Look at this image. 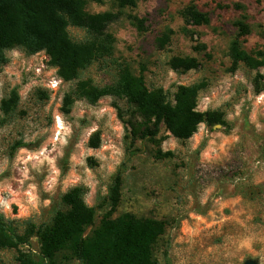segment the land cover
<instances>
[{
  "label": "rangeland",
  "instance_id": "rangeland-1",
  "mask_svg": "<svg viewBox=\"0 0 264 264\" xmlns=\"http://www.w3.org/2000/svg\"><path fill=\"white\" fill-rule=\"evenodd\" d=\"M189 4L207 12L209 22L188 26L185 33L180 11ZM85 6L88 12L118 9L117 0H86ZM121 12L108 25L115 38L111 54L93 59L79 78L103 86L126 65L168 97L178 85L200 83L197 109L221 110L227 125L200 124L184 140L161 126L155 142L136 139L129 146L114 107L126 111L124 100L74 98L65 111L63 95L76 80L60 78L44 51L8 49V61L0 64V100L15 87L19 105L10 117L0 112V212L20 230L26 222L48 225L66 208L62 194L82 185L97 225L119 169L121 197L112 216L128 212L164 222L152 248L157 264H264V79L258 76L263 69L241 63L231 72L228 56L233 40L249 53L264 50V0H136ZM129 14L144 17L146 28L136 29ZM240 20L249 26L244 37L238 35ZM167 28L174 33L158 48L155 39ZM68 32L75 40L88 37L78 27ZM196 41L206 49L194 51ZM172 56H194L200 65L173 70L167 64ZM95 133L98 146L92 147ZM18 141L25 146L14 149ZM29 247L37 256V237ZM15 256L14 249L0 250V264H16ZM67 264L80 263L69 258Z\"/></svg>",
  "mask_w": 264,
  "mask_h": 264
},
{
  "label": "trees",
  "instance_id": "trees-1",
  "mask_svg": "<svg viewBox=\"0 0 264 264\" xmlns=\"http://www.w3.org/2000/svg\"><path fill=\"white\" fill-rule=\"evenodd\" d=\"M85 5L86 0H0V64L8 61L5 53L8 49L22 48L28 54L44 51L60 78L76 80L73 89L63 95L65 111L69 110L74 98L94 103L102 96L111 95L124 100L128 106L126 111L117 104L114 107L117 117L124 123L129 146L136 139L155 142L161 126L175 138L184 140L195 133L200 124L227 125L221 110L197 109L200 83L178 85L168 97L162 87L148 88L143 74L132 73L126 65L118 68L113 83L103 86L79 78L80 72L93 59L111 54L115 38L108 31V25L121 16L122 8L135 7L136 0H117L116 11L88 12ZM180 16L185 33L188 26L209 22L208 13L193 4L185 6ZM127 17L136 29L146 28L144 17L136 14ZM236 25L239 36L249 33L245 21L240 20ZM69 26L84 29L88 37L73 39L68 32ZM173 33V29L167 28L156 37V46L163 48ZM192 49L205 50L206 46L196 41ZM228 56L231 72L243 63L250 69L262 68L258 76L264 79V50L249 53L233 40L228 46ZM167 64L173 70L187 71L196 69L200 62L194 56H172ZM18 105L19 94L13 87L0 100L2 116L7 118L15 114ZM90 143L92 147L98 146L97 133ZM22 146L25 144L18 141L14 149ZM121 184L122 172L118 169L108 185L104 211L97 225L96 209L85 203L82 185L62 194L61 203L66 208L57 210L48 225L26 222L20 230L0 212V250L14 249L16 264H67L69 258H75L80 264H157L152 248L164 233L165 224L162 220L137 217L128 212L112 216L120 201ZM33 236L38 240L37 256L29 247ZM64 252L70 255L65 256ZM59 254H62L61 259Z\"/></svg>",
  "mask_w": 264,
  "mask_h": 264
},
{
  "label": "bare ground",
  "instance_id": "bare-ground-1",
  "mask_svg": "<svg viewBox=\"0 0 264 264\" xmlns=\"http://www.w3.org/2000/svg\"><path fill=\"white\" fill-rule=\"evenodd\" d=\"M61 121H60V119H59V117L57 118V126L56 127H58V128H61Z\"/></svg>",
  "mask_w": 264,
  "mask_h": 264
},
{
  "label": "water",
  "instance_id": "water-1",
  "mask_svg": "<svg viewBox=\"0 0 264 264\" xmlns=\"http://www.w3.org/2000/svg\"><path fill=\"white\" fill-rule=\"evenodd\" d=\"M244 264H255L254 261H246Z\"/></svg>",
  "mask_w": 264,
  "mask_h": 264
}]
</instances>
